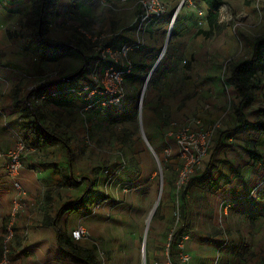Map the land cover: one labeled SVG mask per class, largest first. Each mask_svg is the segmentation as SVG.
I'll return each mask as SVG.
<instances>
[{
    "label": "rangeland",
    "instance_id": "rangeland-1",
    "mask_svg": "<svg viewBox=\"0 0 264 264\" xmlns=\"http://www.w3.org/2000/svg\"><path fill=\"white\" fill-rule=\"evenodd\" d=\"M112 1L114 9L111 10L100 0H84V3L82 0H50L39 20L48 50H52L50 55L38 50L35 38L38 31L35 8L39 0H13L2 4L7 8L11 4L14 10L8 14L3 7L5 10L0 13V20H5L0 34V59L10 62L12 74L23 81L25 93L43 85L49 93L70 87L81 90L44 99L33 94L30 101L42 113V123L67 140L74 181L86 184L82 189L83 199L80 195L73 206L79 204L94 212L104 206L109 214L105 215L110 224L108 233L117 238L124 227L131 238L129 241L127 237L125 245L113 238L110 246L114 254L108 260L105 255H98L100 262L133 264L128 256L132 244L137 249L134 264H167L168 257H175L174 247L171 255L168 254L169 235L163 237L157 228L159 209L156 207L151 219H147L157 202L161 181L160 206H170L171 194V231L180 228L184 208H187L185 228L197 227L193 236L187 234L186 249L195 254L193 257L190 253V264H205L196 252L200 245L208 243L206 241H211L210 245L213 242L201 235L208 208L211 209L208 216L217 221L215 206L220 207L222 202L228 205L225 206L228 216L223 217L228 220L229 206H233L236 197L242 199L237 204L264 206V133L253 126L241 130L236 111L240 98L229 80L230 70L250 59L254 42L264 40V0L258 3L257 0H224L218 25L212 29L206 21L207 7L203 0H158L162 14L142 24L141 28L137 18L143 6L138 0ZM222 8L227 10L223 16ZM75 27L82 31L72 29ZM169 30L171 35L166 45ZM99 35L105 38L102 44L94 40ZM107 44H111L112 52L122 45L131 47L127 57L133 68L125 78L124 97L116 104H102L106 95L93 84V78H102L107 65V61H100L102 48ZM158 59L139 110L141 90ZM79 70L83 72L81 76L69 82L65 80ZM259 72L250 91L252 101L242 110L248 122H264V67ZM20 103L25 108V99ZM191 118L200 119L202 128L219 119L221 126L204 167L191 176L187 192L181 196L175 187L182 166L175 135ZM25 122L27 119L15 131L14 142L26 141ZM141 129L157 159L142 138ZM65 150L59 141H53L45 153L58 157L65 154ZM235 166L243 167L242 177L234 171ZM245 176H252V184L245 181ZM245 187L248 188L242 198L231 194L236 193L232 190ZM223 207L220 208L223 210ZM135 214L143 215L140 223H133ZM221 228L226 232L224 226ZM237 228L243 231L242 241L235 240L236 258L229 263L264 264V221L254 219L245 225L242 222ZM214 230L213 226L211 233L206 234L213 235ZM209 259L206 264L222 261L220 255L215 257L214 254ZM228 260L227 257L223 263L228 264Z\"/></svg>",
    "mask_w": 264,
    "mask_h": 264
},
{
    "label": "crops",
    "instance_id": "crops-1",
    "mask_svg": "<svg viewBox=\"0 0 264 264\" xmlns=\"http://www.w3.org/2000/svg\"><path fill=\"white\" fill-rule=\"evenodd\" d=\"M12 1L13 0H0V13L6 9L7 13L9 12L8 14H12L14 8L12 9L13 6L11 4H8V8L7 6H1L2 4ZM83 1L84 0H82V2ZM85 8L87 10L89 6ZM26 12H28V10H26ZM3 21L5 20H0V34H2L4 29L2 28ZM72 29L75 30L77 27ZM84 29L85 28H83V30ZM10 66L11 64L8 60L3 61L0 59V154L2 155L12 149L16 144L17 140L14 142V133L18 128H21L22 121L24 120V118H21V114L24 112V106L20 101L25 99L28 95L27 92H24V87L22 88L23 81L20 80V77L12 74V68ZM262 67H264V64L257 67V76L258 73H260L259 69ZM3 68H6V71H4ZM255 78L258 79L256 76ZM262 82H264V80H262ZM253 122L255 121L251 123ZM250 127H252V125L244 126L241 130ZM21 131L24 132L25 130ZM26 136L27 144L32 147V151L22 157L21 167L16 178L22 194L15 189L12 180L6 175L4 170L5 160L3 157H0V241L3 237L7 220L15 202L20 204V209L15 216V235L10 246L11 253L9 264H84L62 250L57 240L59 237L57 230L60 231V234L70 237V231L79 225L86 227L90 238L73 241V243L81 250V253L85 250L91 251L98 264H103L102 261L100 262L101 255H105L108 260L114 254L112 251L113 248L110 246V242H113V238L117 239L118 243L126 244L128 236L125 232V228L123 227L121 229L116 238L107 231L109 230L110 224L109 221L105 220V215L109 216V214H106L104 211V206L101 210L96 212H93V210L90 211L85 206H79V204L78 206H73L80 195H82L81 200L83 199L85 193H82V189L86 184L83 182L80 184L75 183L78 182V180L74 181L72 166L69 163L68 151L65 150V154L59 155L58 157L49 154V152L45 153V150L49 149L53 144L52 140L47 141L39 139L30 132H28ZM242 168L241 166H235L233 169L242 177ZM69 169H71V175L69 174ZM245 179H247L245 180L246 182H249V184L251 182L252 184V176H245ZM247 188L248 187H245L243 190L236 188V190H232L236 193L231 194H237V196L241 197ZM169 197L170 206H159L156 219L157 228L160 230L163 237L167 234L169 235L173 228V206H171L170 193ZM99 199L98 197L97 201ZM238 199L237 197L233 199V206H229L230 217L228 220H224V218L228 216L227 211L222 210L220 208L221 206H215V211H217L219 218L224 217L222 222L219 221V218L217 221L214 219L212 220V217L208 216L210 215L211 209H207L205 213L207 219L203 228L204 232H202L201 235H203L204 238L207 237L213 240V246H211L212 244H208L211 241H206L208 243L200 245L199 252H196V255H199L201 259L205 260V264L206 260L210 261L209 258L212 254H214L215 257L220 255L222 261L219 260L218 262V260H216V264H226L223 263V261L226 260L227 257L229 258L227 263L231 264L229 262L236 258L235 240L241 242L243 235V231L239 230L237 225L242 222H244V225L246 223L251 224L254 219H261V221H264V206L248 205L247 202L245 204H237L238 201H242V199ZM186 212L187 208H184L183 222L179 230L182 229V233L191 234L193 236L197 227L192 229L185 228V225L188 223ZM257 216H259V218ZM142 217V214L133 215V223H140ZM218 221L220 225L222 223V226L225 227L226 232L224 233L226 237L222 234V226H219L220 230L218 229ZM147 223L148 222H146V224ZM213 226L216 228L214 234L207 235L206 233H211V228ZM225 238L229 240L227 245H223ZM92 239L96 241L99 253L97 252L98 248L92 244ZM128 240L130 241L131 238L128 237ZM209 251H211V253H209ZM190 253L195 257V254L192 252ZM123 255L125 257L127 256L125 246L123 247ZM136 255V246L132 244L128 250V256L133 260V264Z\"/></svg>",
    "mask_w": 264,
    "mask_h": 264
},
{
    "label": "built area",
    "instance_id": "built-area-1",
    "mask_svg": "<svg viewBox=\"0 0 264 264\" xmlns=\"http://www.w3.org/2000/svg\"><path fill=\"white\" fill-rule=\"evenodd\" d=\"M103 6H106L108 9H114L112 0H100ZM125 1V0H120ZM259 0H257L258 3ZM143 6L141 9V13L138 16L139 28L142 27V24L152 20L153 18H157L163 12V9L158 3V0H138V3ZM258 8V6H257ZM224 12L222 14L225 15L227 13L226 9L221 10ZM81 30L82 29H77ZM76 30V31H77ZM83 37L87 39L86 33L82 32ZM80 34V33H79ZM112 37V36H110ZM91 39V38H90ZM103 35L95 36L94 40H97L100 44L104 40ZM112 39V38H110ZM109 39V40H110ZM89 40V39H87ZM139 41L137 42V46L139 45ZM104 46V45H103ZM111 44H107L102 48V58L101 62L107 61V65L103 68V76L99 80H95L93 78L94 86L100 87L101 94L106 95V101H101L104 103H118L125 94V78L131 74L133 63L128 59V53L131 50V47L128 45H122L115 52L111 50ZM109 62V63H108ZM87 88H84V91H87ZM81 90H78L75 87L65 88L62 90H56L52 92H48L47 94H40L39 97L44 99L47 96H56L60 93L70 94V93H80ZM96 91V89H95ZM227 111L223 113L226 114ZM200 119L191 118L187 122H185L182 126H180L179 131L175 135V142L178 148V157L182 164L181 169L178 173L175 187L176 193L181 195L187 192L188 182L193 176V174L200 168L204 167V161L209 155V151L213 147V140L216 137L217 131L221 126V119L213 122V124H209L206 128H202ZM32 151V147H30L26 141L18 140L15 146L8 150L5 154H0V157H3L5 160L4 170L6 175L10 177L13 182V186L17 191L22 194L21 188L16 181L18 176L19 169L21 167V159L28 152ZM225 210L224 202L220 204ZM20 209V204L15 202L10 216L7 220L5 231L3 237L0 241V264H9L10 263V253H11V242L14 239V222L17 211ZM94 212V210H93ZM176 232L172 230L169 234V241L172 234ZM224 237H226L225 233L222 232ZM70 238L72 241H79L83 239H89L90 235L85 226L79 225L75 229L70 231ZM189 237L186 233H181L176 237L174 250L175 257H168L167 264H190L191 255L186 249V243ZM92 244L98 248V245L95 240H91ZM168 241V243H169ZM228 240L225 238L223 245H227ZM168 247V246H167ZM99 253V248L97 249ZM157 264V263H155Z\"/></svg>",
    "mask_w": 264,
    "mask_h": 264
},
{
    "label": "trees",
    "instance_id": "trees-1",
    "mask_svg": "<svg viewBox=\"0 0 264 264\" xmlns=\"http://www.w3.org/2000/svg\"><path fill=\"white\" fill-rule=\"evenodd\" d=\"M50 0H39V4L35 8V13L38 14L37 20V29L38 31L35 34L36 42L38 44V50L42 51L45 55H50L52 50H48V45L45 42V37L41 33V27L39 24V20L41 21L43 18V9H45ZM204 4L207 7V16L206 21L209 26V29L214 28L218 25V20L220 16V8L225 4L224 0H203ZM202 33V32H198ZM60 49V48H59ZM65 49V48H62ZM264 64V40H256L252 47V54L249 60L240 62L236 64L231 70L229 74V80L234 84L237 89V94L240 98L236 111L239 115V124L240 127L252 125L256 129L259 130L260 133H264V122H248L242 112L244 106L251 102L250 91L253 86L254 78L257 74V67ZM83 72L81 71L78 76H81ZM68 83V82H67ZM48 88L43 85L39 87L31 88L27 97L25 98L26 106L24 108V112L22 113V118L27 119V122L23 124L24 129H27L33 136L43 139V140H52L59 141L63 147L68 151L69 154V163L72 166V153L70 147L67 143V140L62 138L59 134L51 130L49 127L45 126L42 123V113L37 110L34 106H32L30 97L33 94H47ZM59 89V88H56ZM220 142V141H219ZM218 142V143H219ZM30 146V145H29ZM31 147V146H30ZM71 205V204H70ZM160 206H157V208ZM56 226V224H55ZM182 229L176 230L170 238L168 243V254L171 255L172 247L175 244L176 237L181 234ZM59 233L58 244L60 248L66 251L69 255L75 257L80 260L84 264H98L95 259L94 254L91 251H83L73 243L70 237L64 236Z\"/></svg>",
    "mask_w": 264,
    "mask_h": 264
},
{
    "label": "water",
    "instance_id": "water-1",
    "mask_svg": "<svg viewBox=\"0 0 264 264\" xmlns=\"http://www.w3.org/2000/svg\"><path fill=\"white\" fill-rule=\"evenodd\" d=\"M175 16H176V11L173 13L172 18H171V28H172V25H173V21H174ZM170 35H171V33H170V31H169V32H168V36H167V40H168V38L170 37ZM158 62H159V59L157 60V62L155 63V66L152 68V70H151L150 73L148 74V77H147V79H146V81H145V83H144V86H143L142 90H141V93H140V100H139V110H140V108H141V103H142L143 95H144V92H145V87H146L147 82H148L149 78L151 77V75H152L154 69L156 68ZM81 70H82V69H81ZM81 70H79V71H77V72H75V73H73V74L67 76V77L65 78V80L68 81V82L71 81L74 77H77V76L80 74ZM141 132H142V135H143L142 138L145 140L146 144L150 147V149L152 150V153L154 154L155 158L157 159V156H156V154L153 152V149L151 148V145L146 141V139H145V135H144L142 129H141ZM161 175H162V174H161V169H160V176H161ZM161 191H162V182L160 181V189H159L158 199H157V202H156V204H155V206H154V208H153V212L155 211V209H156V207H157V205H158V203H159V199H160ZM153 212H152V214H153ZM152 214H151L150 218L152 217ZM146 228H148V223L146 224Z\"/></svg>",
    "mask_w": 264,
    "mask_h": 264
},
{
    "label": "bare ground",
    "instance_id": "bare-ground-1",
    "mask_svg": "<svg viewBox=\"0 0 264 264\" xmlns=\"http://www.w3.org/2000/svg\"><path fill=\"white\" fill-rule=\"evenodd\" d=\"M174 20H175V18H174ZM173 23H174V21H173ZM169 31H170V30H169ZM168 39H169V38H168ZM167 42H168V40H166V45H167ZM166 45L164 46V48H163V50H162V55H163L164 52H165ZM152 212H153V211H152ZM151 214H152V213H151ZM151 214H150V216H151ZM150 216L148 217V220L151 219Z\"/></svg>",
    "mask_w": 264,
    "mask_h": 264
}]
</instances>
